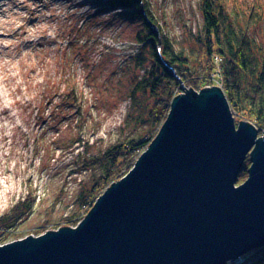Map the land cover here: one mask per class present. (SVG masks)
<instances>
[{
    "label": "rangeland",
    "instance_id": "374dc122",
    "mask_svg": "<svg viewBox=\"0 0 264 264\" xmlns=\"http://www.w3.org/2000/svg\"><path fill=\"white\" fill-rule=\"evenodd\" d=\"M199 2L142 0V9L151 13L158 35L194 57L203 28ZM254 3L263 7L255 26L263 31L264 0ZM3 8L0 21L12 25H5L8 47L0 48V218L27 196L35 201L19 219L0 226L1 244L76 226L108 187L88 210L79 206L80 190L98 172L96 163L84 167L82 161L147 128L123 124L139 74L140 17L110 8L106 0H4ZM218 71L201 88L219 84ZM178 80V94L184 93L189 87ZM70 87L76 99L69 105Z\"/></svg>",
    "mask_w": 264,
    "mask_h": 264
},
{
    "label": "water",
    "instance_id": "95a60500",
    "mask_svg": "<svg viewBox=\"0 0 264 264\" xmlns=\"http://www.w3.org/2000/svg\"><path fill=\"white\" fill-rule=\"evenodd\" d=\"M262 245L264 135L222 88L189 87L75 227L0 244V264H225Z\"/></svg>",
    "mask_w": 264,
    "mask_h": 264
},
{
    "label": "trees",
    "instance_id": "16d2710c",
    "mask_svg": "<svg viewBox=\"0 0 264 264\" xmlns=\"http://www.w3.org/2000/svg\"><path fill=\"white\" fill-rule=\"evenodd\" d=\"M106 3L142 20L137 33L141 47L134 62L139 74L129 90L130 108L123 124H131L136 130L146 123L147 128L143 134L116 140L97 156L82 161L84 167L94 163L98 167V172L91 175L78 195L79 206L83 205L86 210L107 186L132 167L129 163L134 155L147 147L157 134L171 99L182 89L179 78L187 87L201 89L211 83L210 72L219 70V84L235 117L251 121L258 134L264 135V30L255 29L262 19L263 7L257 6L254 0H200L203 28L196 36L200 51L193 57L184 49L175 48L162 32L158 35L151 28L155 20L149 10L145 7L141 10L134 0H106ZM74 99L76 95L70 87L63 102L70 105ZM249 165L250 160L246 158L236 181L247 175ZM34 201L30 196L18 201L9 217L0 218V226L19 219L32 208ZM225 264H264V245Z\"/></svg>",
    "mask_w": 264,
    "mask_h": 264
},
{
    "label": "bare ground",
    "instance_id": "6f19581e",
    "mask_svg": "<svg viewBox=\"0 0 264 264\" xmlns=\"http://www.w3.org/2000/svg\"><path fill=\"white\" fill-rule=\"evenodd\" d=\"M4 6V0H0V12H4L5 8ZM17 11H14L16 13ZM13 14V13H12ZM10 22V23H9ZM5 25H12L11 20L10 21H0V48L1 49H6L8 47L9 41H8V36H9V30L5 27ZM11 27V26H10ZM7 29V30H6ZM75 227V226H74ZM1 244V243H0ZM5 244V243H4ZM3 245V244H1Z\"/></svg>",
    "mask_w": 264,
    "mask_h": 264
},
{
    "label": "built area",
    "instance_id": "2783aa9c",
    "mask_svg": "<svg viewBox=\"0 0 264 264\" xmlns=\"http://www.w3.org/2000/svg\"><path fill=\"white\" fill-rule=\"evenodd\" d=\"M217 75V74H216ZM216 86H218V87H220L221 88V85L220 84H217ZM208 87H209V85H208Z\"/></svg>",
    "mask_w": 264,
    "mask_h": 264
}]
</instances>
